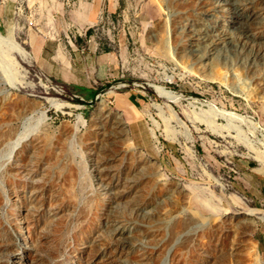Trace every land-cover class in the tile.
I'll list each match as a JSON object with an SVG mask.
<instances>
[{"label":"rangeland","instance_id":"obj_1","mask_svg":"<svg viewBox=\"0 0 264 264\" xmlns=\"http://www.w3.org/2000/svg\"><path fill=\"white\" fill-rule=\"evenodd\" d=\"M0 264H264V0H0Z\"/></svg>","mask_w":264,"mask_h":264},{"label":"bare ground","instance_id":"obj_2","mask_svg":"<svg viewBox=\"0 0 264 264\" xmlns=\"http://www.w3.org/2000/svg\"><path fill=\"white\" fill-rule=\"evenodd\" d=\"M12 48V47H11ZM10 48V49H11ZM18 51L19 53H23V50L22 48L18 47ZM156 91L158 92V94H160L161 96L169 99V100H172L175 98L176 95H174L171 91H168V89L166 90L164 87H161V86H158V85H154ZM177 97V96H176ZM101 99V98H100ZM171 109V108H170ZM173 109H171L172 111ZM174 111V110H173ZM175 113V112H174ZM218 113V112H217ZM177 117V116H176ZM179 118V117H178ZM179 120V119H178ZM182 121V120H181ZM82 122V121H81ZM180 122V121H179ZM182 123V122H181ZM26 137V134H19L16 136L15 140L12 142V149L15 147V145L18 144V142H20L23 138ZM23 256L22 255H15V258H16V262H18ZM18 260V261H17Z\"/></svg>","mask_w":264,"mask_h":264},{"label":"trees","instance_id":"obj_3","mask_svg":"<svg viewBox=\"0 0 264 264\" xmlns=\"http://www.w3.org/2000/svg\"><path fill=\"white\" fill-rule=\"evenodd\" d=\"M79 88V90H81V91H89V90H86L85 88H83V87H78Z\"/></svg>","mask_w":264,"mask_h":264},{"label":"water","instance_id":"obj_4","mask_svg":"<svg viewBox=\"0 0 264 264\" xmlns=\"http://www.w3.org/2000/svg\"><path fill=\"white\" fill-rule=\"evenodd\" d=\"M158 93V92H157Z\"/></svg>","mask_w":264,"mask_h":264}]
</instances>
